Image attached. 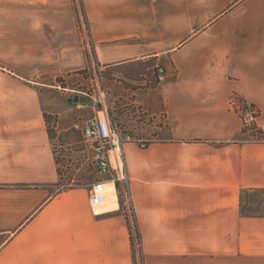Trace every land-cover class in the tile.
Returning <instances> with one entry per match:
<instances>
[{"label": "crops", "instance_id": "crops-1", "mask_svg": "<svg viewBox=\"0 0 264 264\" xmlns=\"http://www.w3.org/2000/svg\"><path fill=\"white\" fill-rule=\"evenodd\" d=\"M85 3L98 69L168 73L117 98L122 116L165 115L163 138L124 146L145 264H264V204L251 199L264 198V140L245 139L232 105L251 101L264 134V0ZM36 4L0 0V264H135L118 194L95 217L90 185L56 189L47 115L69 96L56 79L86 60L80 34L53 27L68 17L22 14Z\"/></svg>", "mask_w": 264, "mask_h": 264}, {"label": "rangeland", "instance_id": "rangeland-1", "mask_svg": "<svg viewBox=\"0 0 264 264\" xmlns=\"http://www.w3.org/2000/svg\"><path fill=\"white\" fill-rule=\"evenodd\" d=\"M35 1H37L39 5L36 4L34 8L25 6V8H22V14L68 17L70 20L69 22L55 23L53 27L58 29L64 28V30L69 29L70 33L78 32L82 42L81 52L86 60L85 67H80L78 70L56 79L55 82L58 87L70 88L69 96H54V107L61 110V115H47L60 176L56 189L58 191H63L71 187L91 185L98 179L97 167L93 160V150L90 144L84 141L76 125H81L95 117L98 112L104 110V105L108 107L109 116L112 118L110 109V105H112L115 108V112L123 128L136 135L149 134L157 137L155 126L142 122L144 119L142 113L145 115H147V113L152 114L146 105L138 104V106L131 107L134 114L132 117H125L122 116L123 107L121 106V102L123 99L117 98L119 97V92L124 91V89H143L147 84L149 85L148 82L151 80H154L153 84L157 85L160 82L158 78L156 80L158 74H156L153 69L150 71L146 70L147 66H152L154 64V61L144 63L145 66L140 67V70L137 71H130L127 69H120V71H117L112 69L102 70L100 74L98 65L95 62L90 18L85 0H59L58 2H56V0L53 2L52 0H34V2ZM33 5L35 4L33 3ZM32 11L35 13H32ZM72 19L75 23L72 22ZM69 38L70 44H72L71 42L74 41L72 36H69ZM75 66L78 67L77 64ZM161 67L166 69L163 65H161ZM127 76L133 77L137 82H127L124 80L128 78ZM119 82L122 83L119 84ZM76 95L87 97L88 103H75L74 96ZM155 108H157L156 104H154V109ZM100 116H103V114L100 113ZM243 130L246 129L244 128ZM160 133L157 139L163 138L165 134L164 132ZM260 133H262V131ZM244 137L245 139L257 141L258 137L263 138V135H255L252 131ZM251 199L255 201L258 200L264 204V198H262L260 194L251 195ZM126 207L128 218L134 226L133 204ZM137 240L142 243V239H140L134 229L133 252L135 264H145L143 247L141 250V246L139 247L137 245Z\"/></svg>", "mask_w": 264, "mask_h": 264}, {"label": "built area", "instance_id": "built-area-1", "mask_svg": "<svg viewBox=\"0 0 264 264\" xmlns=\"http://www.w3.org/2000/svg\"><path fill=\"white\" fill-rule=\"evenodd\" d=\"M100 74L102 70L98 69ZM158 80L163 82L166 80L167 71L159 66ZM88 95L87 93H84ZM232 105L236 112L244 119V128L246 134H250L254 127V122L258 116V109L248 100H243L237 95H234ZM112 118L109 116L108 107L104 105V110L90 120L76 125L77 130L82 134L85 142L89 143L93 150V160L97 167L98 178L90 185V207L92 214L95 217H100L106 214L104 206L107 203L108 195L107 186L109 181L116 184L115 193L118 194L123 203L128 206L132 204V194L129 184V174L124 155V146L128 143L135 144L141 149L149 147L157 140L156 136L149 134L136 135L129 130L123 128L119 122V117L115 112V108L110 105ZM100 113L103 116H100ZM142 122L145 124L154 125L157 136L160 133L157 128H162L165 125V115H151L147 113ZM159 139V138H158ZM141 241V240H140ZM137 245L142 250V243L136 241Z\"/></svg>", "mask_w": 264, "mask_h": 264}, {"label": "trees", "instance_id": "trees-1", "mask_svg": "<svg viewBox=\"0 0 264 264\" xmlns=\"http://www.w3.org/2000/svg\"><path fill=\"white\" fill-rule=\"evenodd\" d=\"M86 17H87V15H86ZM252 130H253V132H254L255 135H257V134H259V135H263V138L258 137V140H257V141H263V140H264V134H263V133H260L261 131H259L258 128H257L256 126H254V127L252 128ZM247 131H248V130H243V134H244V136H246ZM134 219H135V217H134ZM127 221H128V225H129V228H130L131 239H132V244H133V233H134V229H135L136 233L138 234V236H139L140 239H141V234H140V231H139L138 222H137V220L135 219V220H134V223H135V224H134V226H133L132 223H131V221H130V219H129L128 217H127Z\"/></svg>", "mask_w": 264, "mask_h": 264}, {"label": "bare ground", "instance_id": "bare-ground-1", "mask_svg": "<svg viewBox=\"0 0 264 264\" xmlns=\"http://www.w3.org/2000/svg\"><path fill=\"white\" fill-rule=\"evenodd\" d=\"M107 192L110 193L112 192L110 195H108V199H107V203L104 206V208L106 210H114L118 208V203H117V196L115 193V189H114V185L110 184L107 186Z\"/></svg>", "mask_w": 264, "mask_h": 264}, {"label": "water", "instance_id": "water-1", "mask_svg": "<svg viewBox=\"0 0 264 264\" xmlns=\"http://www.w3.org/2000/svg\"><path fill=\"white\" fill-rule=\"evenodd\" d=\"M74 102L75 103L80 102V103H83V104H87L88 103V98L85 97V96L76 95V96H74Z\"/></svg>", "mask_w": 264, "mask_h": 264}]
</instances>
